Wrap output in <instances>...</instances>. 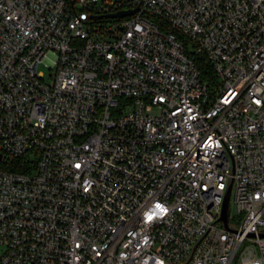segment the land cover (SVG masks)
Wrapping results in <instances>:
<instances>
[{
	"label": "built area",
	"instance_id": "2783aa9c",
	"mask_svg": "<svg viewBox=\"0 0 264 264\" xmlns=\"http://www.w3.org/2000/svg\"><path fill=\"white\" fill-rule=\"evenodd\" d=\"M0 155V264H264V0H0Z\"/></svg>",
	"mask_w": 264,
	"mask_h": 264
},
{
	"label": "trees",
	"instance_id": "16d2710c",
	"mask_svg": "<svg viewBox=\"0 0 264 264\" xmlns=\"http://www.w3.org/2000/svg\"><path fill=\"white\" fill-rule=\"evenodd\" d=\"M68 3L72 2V0H66ZM110 20L102 19V20H97L96 22H108ZM196 67L199 69L200 74H201V80L208 82L209 88L213 89L215 84H216V79L214 76V73L212 72L211 66L206 61L205 57L203 55H199L194 59ZM19 162H17L18 164ZM20 165H15V169L19 170ZM12 171L13 169L10 168Z\"/></svg>",
	"mask_w": 264,
	"mask_h": 264
},
{
	"label": "water",
	"instance_id": "95a60500",
	"mask_svg": "<svg viewBox=\"0 0 264 264\" xmlns=\"http://www.w3.org/2000/svg\"><path fill=\"white\" fill-rule=\"evenodd\" d=\"M137 10H128V11H120L115 14H109L105 16H101V18H108V19H121L128 16L133 15ZM2 161V156L0 155V162ZM229 196H230V186L226 192L225 199L222 206V213L220 217V221L223 223V226L226 228L227 218H228V211H229Z\"/></svg>",
	"mask_w": 264,
	"mask_h": 264
},
{
	"label": "rangeland",
	"instance_id": "374dc122",
	"mask_svg": "<svg viewBox=\"0 0 264 264\" xmlns=\"http://www.w3.org/2000/svg\"><path fill=\"white\" fill-rule=\"evenodd\" d=\"M112 1L113 2L114 1L124 2V1H128V0H112ZM38 71L43 73L44 80L46 82H50L49 75H51V72H50V70L47 68V66L45 64H43V63L40 64L38 66ZM230 206L232 207V197L230 198Z\"/></svg>",
	"mask_w": 264,
	"mask_h": 264
},
{
	"label": "snow or ice",
	"instance_id": "6c2138e0",
	"mask_svg": "<svg viewBox=\"0 0 264 264\" xmlns=\"http://www.w3.org/2000/svg\"><path fill=\"white\" fill-rule=\"evenodd\" d=\"M77 167H79V165H77ZM148 219L150 220V219H152V217H151V216H149V217H148Z\"/></svg>",
	"mask_w": 264,
	"mask_h": 264
}]
</instances>
